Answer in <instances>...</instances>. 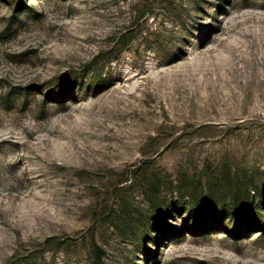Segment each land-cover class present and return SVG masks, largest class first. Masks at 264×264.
<instances>
[{
    "label": "rangeland",
    "instance_id": "374dc122",
    "mask_svg": "<svg viewBox=\"0 0 264 264\" xmlns=\"http://www.w3.org/2000/svg\"><path fill=\"white\" fill-rule=\"evenodd\" d=\"M166 1L0 0V264H264V0Z\"/></svg>",
    "mask_w": 264,
    "mask_h": 264
},
{
    "label": "trees",
    "instance_id": "16d2710c",
    "mask_svg": "<svg viewBox=\"0 0 264 264\" xmlns=\"http://www.w3.org/2000/svg\"><path fill=\"white\" fill-rule=\"evenodd\" d=\"M8 1V3L10 4V6H12L14 9H15V12H17V11H20V10H22L24 7H25V3H24V0H7ZM158 0H141V3H143V5L147 8L148 7V9H146V12L148 13V14H153V11H152V7L154 6L155 7V4H156V2H157ZM166 0H164V2H165ZM167 2V1H166ZM129 32H131V31H128V32H126V33H129ZM133 32V31H132ZM130 37H133V35H130ZM113 52V51H112ZM114 57H110L109 59L111 60V59H113ZM61 96V93H53V94H51V97L53 98V99H56V98H59ZM257 223H259L258 225L256 224V225H254L255 227H258V228H263L264 227V225L262 224V222H257ZM222 227H225V228H227L226 226H223V225H221ZM241 227V226H240ZM240 227H236L233 231H234V234L237 236V235H239L240 233H241V231L242 230H245V228L244 229H240ZM246 227V226H245ZM94 264H96V263H94Z\"/></svg>",
    "mask_w": 264,
    "mask_h": 264
}]
</instances>
